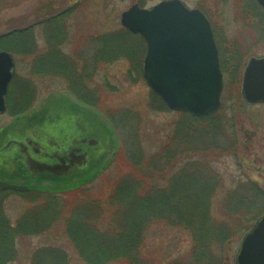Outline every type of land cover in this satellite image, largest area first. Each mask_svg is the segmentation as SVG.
Listing matches in <instances>:
<instances>
[{
	"label": "rangeland",
	"instance_id": "obj_1",
	"mask_svg": "<svg viewBox=\"0 0 264 264\" xmlns=\"http://www.w3.org/2000/svg\"><path fill=\"white\" fill-rule=\"evenodd\" d=\"M163 1L0 0V36L27 31L31 38L29 55L14 58L9 112L50 95L73 96L69 86H84L110 124L116 149L113 162L81 186L82 193L0 192V217L28 229L14 238L3 264H56L58 254L59 264H85L69 240L67 219L76 218V206L81 209L87 199L108 200L124 182L143 184L134 199L148 200L153 211L157 191L172 203L171 212H155L142 226L140 264H234L241 238L264 216V105L248 106L241 97L249 59L264 57V12L253 0H179L210 21L222 64L221 109L195 119L170 112L153 96L142 77L144 42L120 24L129 8L150 9ZM50 51L60 57L51 63L56 68L68 55L65 76L32 71ZM46 55L50 63L53 55ZM27 86L35 87L28 96L22 93ZM10 113L0 116V128L10 123ZM138 167L145 181L137 177ZM200 179H207L205 195ZM102 220L108 225L107 216ZM106 264L124 263L117 258Z\"/></svg>",
	"mask_w": 264,
	"mask_h": 264
},
{
	"label": "water",
	"instance_id": "obj_2",
	"mask_svg": "<svg viewBox=\"0 0 264 264\" xmlns=\"http://www.w3.org/2000/svg\"><path fill=\"white\" fill-rule=\"evenodd\" d=\"M255 2L264 10V0ZM121 25L144 40L143 78L170 110L197 118L219 110L222 77L217 49L210 24L200 11L188 10L178 0L150 10L133 6L122 15ZM14 70L11 55L0 51V114L6 110ZM241 93L247 104L264 103V60L249 61ZM236 264H264V217L243 238Z\"/></svg>",
	"mask_w": 264,
	"mask_h": 264
},
{
	"label": "flooded vegetation",
	"instance_id": "obj_3",
	"mask_svg": "<svg viewBox=\"0 0 264 264\" xmlns=\"http://www.w3.org/2000/svg\"><path fill=\"white\" fill-rule=\"evenodd\" d=\"M47 20L40 21L43 22L40 26L44 27ZM49 53L53 56L47 58L50 63H46V54ZM23 54L29 55L26 51ZM46 54L44 59L40 56L38 63L33 64L34 72H59L69 64L63 57L56 68L51 63L59 56L52 51ZM219 63L222 68L221 61ZM69 87L73 96L50 95L38 105L27 109L22 107L15 114L9 112L10 106L7 105L4 115L10 113L13 117L10 123L0 128V184L6 186L0 189L1 193L35 196L66 192L87 182L115 158L112 129L103 115L94 109L96 103L92 96L87 99L84 86ZM30 90L31 94L35 92ZM59 93L62 94L54 95ZM11 185L18 188H8Z\"/></svg>",
	"mask_w": 264,
	"mask_h": 264
},
{
	"label": "trees",
	"instance_id": "obj_4",
	"mask_svg": "<svg viewBox=\"0 0 264 264\" xmlns=\"http://www.w3.org/2000/svg\"><path fill=\"white\" fill-rule=\"evenodd\" d=\"M29 44H31V38L28 36L27 31L13 32L9 35L0 37V49L14 56H19L18 54L21 55L22 52H25ZM30 92L31 90L29 87L24 88L22 91L26 96H28ZM14 99V95L12 94L11 96L10 94L8 100L10 107L14 105ZM139 167L137 168V172H139L137 177L145 181V171L140 172ZM95 174L92 178L97 176V173ZM199 184L202 188L201 193L205 195L204 192L208 190V187L205 186V184L208 186L207 179H200ZM74 188L75 191H80L79 193H82V190L79 189V185H76ZM146 189L148 190V188ZM75 191L73 192L78 193ZM143 191V184L134 187L132 184L130 186L129 183L124 182L118 184L108 200L104 201L98 198L93 201V198L96 197H92L91 199H87L88 202L84 203L81 209L79 208L80 206H76L75 210H80L79 214H76V218L71 214V217L67 219L66 232L71 244L85 264H106L108 260L117 258H120L124 264H140V230L142 226L153 213L159 211L171 212L172 209V203H169V199L166 196L159 198L158 191L156 193L158 198V206H156V209L158 208V211H153L155 206L151 203L150 207L147 206L148 200L146 202H144L143 199L135 200L137 199L136 195H141ZM152 192H154L153 185ZM148 198L152 200L149 196L147 199ZM49 204L50 203L46 206L50 207L51 204ZM45 207L42 208L43 212H46ZM106 216L109 223L104 227L102 225L103 220L101 221V219ZM45 217H48V215L46 214ZM36 218L37 222H40L38 215ZM192 218L194 217L192 216ZM80 219L82 221H80ZM23 231H28V229H23V223H21V221L18 222L16 226H11L5 219H1L0 217V264H3L2 260H4L5 256L11 255L12 242L14 238L22 234ZM57 256H59L60 259L54 261L56 264H59V262H62L63 256L59 254Z\"/></svg>",
	"mask_w": 264,
	"mask_h": 264
}]
</instances>
